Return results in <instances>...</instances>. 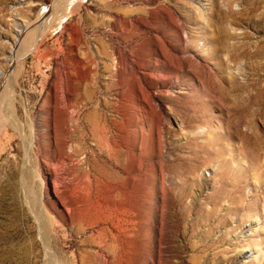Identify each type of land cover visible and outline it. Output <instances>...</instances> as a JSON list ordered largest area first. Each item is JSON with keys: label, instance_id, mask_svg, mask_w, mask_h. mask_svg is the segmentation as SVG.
Listing matches in <instances>:
<instances>
[{"label": "rangeland", "instance_id": "374dc122", "mask_svg": "<svg viewBox=\"0 0 264 264\" xmlns=\"http://www.w3.org/2000/svg\"><path fill=\"white\" fill-rule=\"evenodd\" d=\"M1 93L0 264H264V0H0Z\"/></svg>", "mask_w": 264, "mask_h": 264}, {"label": "bare ground", "instance_id": "6f19581e", "mask_svg": "<svg viewBox=\"0 0 264 264\" xmlns=\"http://www.w3.org/2000/svg\"><path fill=\"white\" fill-rule=\"evenodd\" d=\"M154 1H157V0H154ZM165 4V3H163ZM167 5V4H165ZM159 10V6L157 7H154V8H151L150 10V13L153 14V15H157V12ZM45 11V10H44ZM41 13V12H40ZM63 15V13H62ZM60 14V16H62ZM39 17V15H38ZM43 19V17H42ZM221 19V18H219ZM40 19H36V21H34L32 24L33 25H37L39 24L40 22ZM31 29V28H30ZM30 29H26V30H30ZM25 31V29H24ZM219 43H221V41H218ZM11 54L13 55L12 57V61L15 62L18 58H17V53L15 54V52H11ZM17 62V61H16ZM4 94L1 93L0 94V97H2ZM259 112V111H258ZM261 115V114H260ZM253 129V128H252ZM250 137L253 138L254 142L251 143V144H242L240 146L241 148V152H242V155L244 158H248L250 159L251 162L253 163H257L261 160V154L262 156L264 157V133L258 131V130H251V133H250ZM129 141V140H128ZM130 154V153H129ZM264 168V162L262 163V166ZM195 180L196 179H193V182H191L190 184L188 183V181H186L189 185H195ZM186 183V184H187ZM197 186H200V185H197ZM184 192V191H183ZM189 193V192H188ZM184 193H180L179 194V197H178V200L180 202H184V198L187 197L186 195H183ZM187 194V193H186ZM188 196L190 198H192V200H195V196H193L192 194H188ZM192 208V201L190 202V204L187 206V209H191ZM213 212V210L211 209L208 213V217H210L211 213ZM196 223L195 224H191L189 225V228H188V231L190 233H192L193 235L195 234V232L197 231L196 230V224H201L202 220L200 219H197V221H195ZM214 225V224H213ZM225 225H227V220H223V221H220L218 223V225L216 226H212L211 224H209V227H208V230L206 231H200L201 233H204V234H209V233H212L215 229H218V228H222L224 227ZM123 230V229H122ZM187 230V229H186ZM127 232V231H126ZM125 231H118V236H115V234L112 235V239L116 242L119 241V245L123 244L124 241L127 242V239L130 238L128 237L129 235V232L128 234L126 233ZM222 239V237H218L217 239L213 240V243H219L220 240ZM130 240V239H129ZM130 243V242H129ZM202 245V244H201ZM204 245V244H203ZM206 245V244H205ZM116 246V245H115ZM126 246V245H125ZM205 247H203L201 250H200V253H204L205 252ZM117 252V251H116ZM113 255H115V252L112 253V251H109L107 250L106 253H103L101 254V260H102V263L103 264H108L110 262V257H113Z\"/></svg>", "mask_w": 264, "mask_h": 264}]
</instances>
